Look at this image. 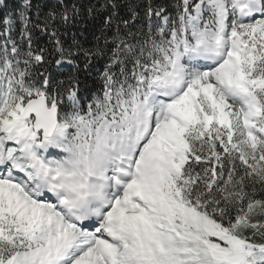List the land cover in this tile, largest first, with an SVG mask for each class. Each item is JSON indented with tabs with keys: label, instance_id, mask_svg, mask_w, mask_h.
Segmentation results:
<instances>
[{
	"label": "snow or ice",
	"instance_id": "obj_1",
	"mask_svg": "<svg viewBox=\"0 0 264 264\" xmlns=\"http://www.w3.org/2000/svg\"><path fill=\"white\" fill-rule=\"evenodd\" d=\"M0 264H264V0H0Z\"/></svg>",
	"mask_w": 264,
	"mask_h": 264
},
{
	"label": "trees",
	"instance_id": "obj_2",
	"mask_svg": "<svg viewBox=\"0 0 264 264\" xmlns=\"http://www.w3.org/2000/svg\"><path fill=\"white\" fill-rule=\"evenodd\" d=\"M13 0H4V3L8 5L9 10H11ZM133 3H138L141 6L147 2V0H132ZM154 4H164L169 5L172 0H152ZM141 11V19L137 20L135 24L133 25V29L143 27L144 31H147V21L143 18V12L141 9H138ZM123 14V13H122ZM73 31H76V29H73ZM82 40H85L86 46H90L93 42L92 39V33L91 31H86L82 37H80ZM104 62L102 60H98L94 62V64L89 66V70L84 71L82 70L80 73L81 80L87 84L88 89L91 91H94L96 88L99 87V82L97 80V74L100 70L103 68ZM81 67L83 68V65L81 64ZM70 69H66L65 71H68Z\"/></svg>",
	"mask_w": 264,
	"mask_h": 264
}]
</instances>
